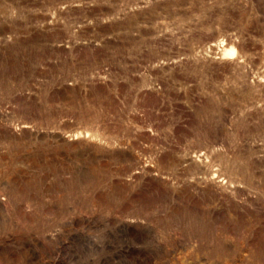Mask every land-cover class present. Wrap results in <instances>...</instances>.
<instances>
[{
    "label": "rangeland",
    "instance_id": "rangeland-1",
    "mask_svg": "<svg viewBox=\"0 0 264 264\" xmlns=\"http://www.w3.org/2000/svg\"><path fill=\"white\" fill-rule=\"evenodd\" d=\"M0 264H264V0H0Z\"/></svg>",
    "mask_w": 264,
    "mask_h": 264
}]
</instances>
